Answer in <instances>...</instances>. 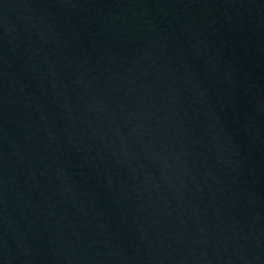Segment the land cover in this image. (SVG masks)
Segmentation results:
<instances>
[{
	"label": "water",
	"instance_id": "1",
	"mask_svg": "<svg viewBox=\"0 0 264 264\" xmlns=\"http://www.w3.org/2000/svg\"><path fill=\"white\" fill-rule=\"evenodd\" d=\"M264 0H0V264H120Z\"/></svg>",
	"mask_w": 264,
	"mask_h": 264
}]
</instances>
